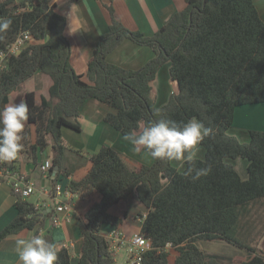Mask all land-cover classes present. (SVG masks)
I'll return each instance as SVG.
<instances>
[{
	"label": "trees",
	"instance_id": "16d2710c",
	"mask_svg": "<svg viewBox=\"0 0 264 264\" xmlns=\"http://www.w3.org/2000/svg\"><path fill=\"white\" fill-rule=\"evenodd\" d=\"M185 2L152 35L129 30L112 4H103L108 29L100 35L82 75L71 63L66 18L53 0H0V17L12 20L10 29L0 34V108L10 104L11 96L23 97L29 113L19 154L36 164L49 147L53 152L49 171L58 166L55 180L67 175L61 169L63 130H80L78 116L89 99L112 109L104 121L122 135L160 118L180 123L196 118L215 132L202 141L205 154L196 159V167L210 165L211 171L195 181L184 175L187 165L179 171L171 161L153 159L151 166L131 169L115 148L102 145L91 156L88 172L66 185L81 197L98 195L79 221L82 244L77 264H116L101 228L118 227L122 217L109 209L130 197L146 209L135 216L141 221L139 232L152 243L142 264H170V249L177 252L173 264H264V253L243 237L252 228L249 216L255 214L254 206L264 204V130H249L248 142L228 133L237 107L264 103V22L253 0ZM23 32L30 38L18 53H9ZM125 39L150 47L154 57L136 70L110 62L108 55ZM165 62H170L177 89L156 107L151 82ZM36 72L52 80L49 97H42L40 103L26 88L27 79ZM239 157L248 162L246 179L231 163ZM17 164L15 159L1 167L17 172ZM15 207L17 215L0 232V241L23 229H34L38 235L46 227L48 214L40 215L27 197L17 195ZM42 237L55 244L57 264H70L69 248L59 245L49 231ZM200 240H224L252 255L223 263L206 255L197 244Z\"/></svg>",
	"mask_w": 264,
	"mask_h": 264
},
{
	"label": "crops",
	"instance_id": "0c3cea01",
	"mask_svg": "<svg viewBox=\"0 0 264 264\" xmlns=\"http://www.w3.org/2000/svg\"><path fill=\"white\" fill-rule=\"evenodd\" d=\"M253 1L259 17L264 22V0ZM53 2L56 3L58 11L66 18V34L72 42L71 63L74 70L82 75H86L87 62L100 35L108 29L109 16L103 4H112L118 18L129 30L139 31L145 35L154 34L169 21L174 13L186 6L185 0H53ZM154 55L155 53L150 47L137 45L125 39L108 55L107 59L123 68L136 70L151 60ZM169 68L170 62L162 64L151 82L152 98L156 107L165 104L171 93L177 89L176 83L170 77ZM51 84L52 80L48 75L36 72L27 79L26 88L35 93L36 102L40 103L42 97H49ZM19 100H23L21 95L10 97V103L19 102ZM111 110L110 107L101 102L89 99L82 104L78 116L80 130L64 128L62 140L68 147L64 149L61 169L67 175H60V179L55 180L58 169L53 168L51 171L48 169V173L41 171V165L52 160L53 152L49 147L39 155L36 164H33L22 154H18L16 158L17 172L26 175L34 183V191L27 199L35 204L40 215L48 214L47 216H49L46 227L38 235L42 236L49 231L59 245L69 248L71 253L70 264H77L81 254L80 218L90 205L98 200V195L93 193L90 196L81 197L78 193L63 194L60 202L63 200L64 203L62 202V204L66 209L57 212L58 199L53 196L55 183H60L65 190H68L66 185L70 180H80L88 172L92 164L91 156L102 145L115 148L131 169L139 168L141 165L151 166L154 162L146 150L136 151L133 145L123 140V135L120 132L105 123L104 116ZM30 128L32 139L35 140V127L31 125ZM251 129L264 130V103L237 107L234 111V122L228 133L236 136L241 142H248L249 130ZM200 148L201 145L197 158H203L205 154V149L201 154ZM237 160V158L231 160L236 170L235 163ZM241 162L243 161L240 160L238 164L239 169L242 167ZM171 164L179 171L184 168L181 167L180 162L171 161ZM246 171L247 169L245 175L240 174L242 179L247 178ZM12 180L13 176L3 175L0 171V232L17 215L16 197L12 194L10 185ZM124 209H126V214H123ZM109 211L122 217V222L117 228L128 235L140 230L141 221L135 216L139 212L146 213L144 206L135 197L128 198L125 203H120L118 210L112 206ZM54 213L62 215V217L66 216V219L60 225H52L50 218ZM113 229H115L114 226L104 224L101 228V234L106 235ZM34 234V229H23L3 238L0 241V264H19L18 256L14 251L15 241L20 238H28ZM249 239L251 241V236ZM255 240L250 243L251 247L257 252L264 249V246L260 245L262 241ZM202 241L205 240L197 242L199 248L206 255L223 259V263H228L236 257L249 259L252 255L251 252L248 255L240 253V255H233L226 259L220 253L205 251L206 245H201ZM226 244L229 243L226 242ZM172 252L174 257L172 261L169 259L170 264H173L177 255L174 249H170V253ZM233 252L235 253V251Z\"/></svg>",
	"mask_w": 264,
	"mask_h": 264
},
{
	"label": "clouds",
	"instance_id": "9594fccd",
	"mask_svg": "<svg viewBox=\"0 0 264 264\" xmlns=\"http://www.w3.org/2000/svg\"><path fill=\"white\" fill-rule=\"evenodd\" d=\"M11 25L10 18L0 17V34L6 33ZM28 113L29 107L24 100L0 108V167L2 162L15 160L23 150L21 141ZM214 136V129L196 118L184 123L160 118L125 133L122 138L136 151L146 150L153 159L180 162L182 168L187 165L184 175L195 181L211 171L210 165L196 167V159L202 141ZM14 251L19 264H57L58 261L55 244L36 234L17 239Z\"/></svg>",
	"mask_w": 264,
	"mask_h": 264
},
{
	"label": "built area",
	"instance_id": "2783aa9c",
	"mask_svg": "<svg viewBox=\"0 0 264 264\" xmlns=\"http://www.w3.org/2000/svg\"><path fill=\"white\" fill-rule=\"evenodd\" d=\"M29 38L30 36L27 32L21 33L10 45L9 53H18ZM3 57L4 56L1 54V60ZM2 67L3 62L1 61L0 68ZM50 166L51 164L49 161L45 162L41 165V171L43 173H47ZM0 171L3 175L13 176L11 191L15 197L19 195L24 198L33 193L34 183L29 180L26 175L18 172L10 173L7 169H1ZM70 193V190H65L60 183H56L54 185L53 196L58 199V204L56 206L57 212H61L63 209H66L64 204L60 202V197L63 194ZM64 219H66V216L59 217L58 214L54 213L50 218V222L60 225ZM104 236L111 242L110 251L114 257H116L119 251H122V262L120 264H142L144 254L152 248L151 241L139 231L131 235H127L122 230L116 228Z\"/></svg>",
	"mask_w": 264,
	"mask_h": 264
},
{
	"label": "rangeland",
	"instance_id": "374dc122",
	"mask_svg": "<svg viewBox=\"0 0 264 264\" xmlns=\"http://www.w3.org/2000/svg\"><path fill=\"white\" fill-rule=\"evenodd\" d=\"M244 106L248 107V105H244ZM251 124H253V123H251ZM67 147L68 146H65V148H67ZM200 150H201V154H202L203 151H204L203 146H201ZM237 159L238 160L235 163V165H236L237 170H239L238 174L239 175L240 174L241 175H245V170L247 169V160L243 159V158H240V157L237 158ZM240 160L243 161V162H241L242 163L241 164L242 167L239 169V167H238L239 165L238 164H239ZM61 201L63 202V200H61ZM113 207L118 210V208H116L115 206H113ZM254 207H256V210H254L252 212H255V214L253 216H249V219L252 220V222L250 223L249 226H251L252 228H247V226H246L248 234L243 235V237L246 236L245 240L249 244L251 242L253 243L254 239H256L255 241H258V240L262 241L260 245L263 247L264 246V204L263 203H258V205H255ZM59 217H62V215H59ZM51 224L52 225H58V224H53V223H51ZM250 236L252 238L251 241L249 239ZM201 243H202L201 245H204V244L206 245L204 247L205 251L214 252V253H220V254H222V257H224L226 259L227 258L228 259L231 258V256H233V255H240V253L246 254V255L250 254V251L247 250L246 248H239V247H236V246L231 245V244H226V242H224V240L202 241ZM223 246H225V247H223ZM242 249H246V250H242ZM233 251H235V253ZM259 252L260 253H264V249H261ZM173 257H174V253L172 252V253H170V257H169L170 261H172ZM222 260H220V261L223 262ZM121 262H122V251H119L117 253V255H116V263L120 264Z\"/></svg>",
	"mask_w": 264,
	"mask_h": 264
},
{
	"label": "water",
	"instance_id": "95a60500",
	"mask_svg": "<svg viewBox=\"0 0 264 264\" xmlns=\"http://www.w3.org/2000/svg\"><path fill=\"white\" fill-rule=\"evenodd\" d=\"M54 168H55V169H58V166H55Z\"/></svg>",
	"mask_w": 264,
	"mask_h": 264
}]
</instances>
